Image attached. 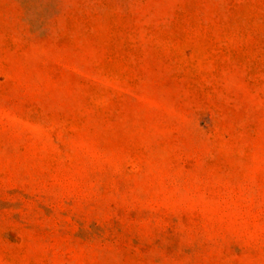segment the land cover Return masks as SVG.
I'll return each instance as SVG.
<instances>
[{"label": "rangeland", "instance_id": "1", "mask_svg": "<svg viewBox=\"0 0 264 264\" xmlns=\"http://www.w3.org/2000/svg\"><path fill=\"white\" fill-rule=\"evenodd\" d=\"M0 264H264V0H0Z\"/></svg>", "mask_w": 264, "mask_h": 264}]
</instances>
